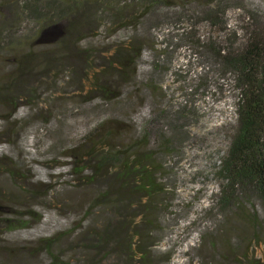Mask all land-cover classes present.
<instances>
[{
  "label": "rangeland",
  "instance_id": "rangeland-1",
  "mask_svg": "<svg viewBox=\"0 0 264 264\" xmlns=\"http://www.w3.org/2000/svg\"><path fill=\"white\" fill-rule=\"evenodd\" d=\"M26 2L0 0V264H49L52 255L75 264H264V199L240 189L218 203L225 181L216 170L239 91L233 73L218 79L185 41L165 48L166 34L189 25L240 47L256 24L264 31V0H49L36 20L22 12ZM217 6L226 25L207 27ZM197 84L211 86L190 94ZM110 128L116 151L142 155L151 169L148 198L122 187L113 168L92 178L90 168L60 166ZM118 228L122 241L92 246Z\"/></svg>",
  "mask_w": 264,
  "mask_h": 264
},
{
  "label": "trees",
  "instance_id": "trees-1",
  "mask_svg": "<svg viewBox=\"0 0 264 264\" xmlns=\"http://www.w3.org/2000/svg\"><path fill=\"white\" fill-rule=\"evenodd\" d=\"M30 1L29 5L28 0L26 5L23 4L26 8H22V12L26 11L32 14L35 20L41 18V11L44 8L49 10V0ZM144 1L148 5H156L160 0ZM64 9L62 7L58 8L57 12L63 13ZM224 15L225 10L222 6L209 9L206 13L205 25L211 28L216 24H220L224 27L226 25ZM177 21L179 22V19ZM191 21L193 22V20ZM260 26L256 24L255 28L250 30L249 36L243 40L245 42H242L240 47L236 46V48L232 46L233 43H229L224 48L208 38H201L195 31V25L182 27L180 33L176 35L166 34V49H172L169 46L173 43V40L176 41L177 45H181L185 41L189 45L188 48H191L192 53L197 52L193 51L194 48L202 49V53H205L215 65L218 79H223L227 76L226 74L233 73V83L239 90L235 101V121L228 134V145L224 156L216 170L219 180L225 181L224 184L221 182L222 185L219 188V204L227 205L230 199L234 198L235 192L240 189L252 192L260 200L264 199V31H261ZM140 54L141 52L138 51L137 57L131 61V65L135 63ZM123 60L124 58L115 59L120 68L126 65ZM206 80L207 74L202 84L207 85ZM202 84H197L196 88L190 90L189 93L194 95V92L199 91V89H208L211 86L210 84L206 87ZM182 112L183 110L178 113L181 114ZM150 121L153 122L152 120L147 121L142 128L144 133H148ZM94 132V129L90 130L84 138L80 139H89V135H93ZM115 132L116 130L113 128L108 129L99 138L104 137V141L99 143H97L99 139L92 141L89 152L83 155L82 159L74 162H63L60 166H69L66 170L67 173L78 175L83 174L90 168L91 174L89 177L92 178L99 177L106 168H113L117 172L118 181L122 184V187H130L134 192L141 193L142 197L148 198L156 187L151 169L141 163L143 162L141 161L142 155H133V159H131L129 158L130 155L116 151L115 144L111 142ZM72 155L66 154L64 157H72ZM85 160L93 161L94 165L91 167L84 165ZM131 177L135 179V184L130 181ZM122 187L119 186V192ZM117 200H122L121 193H119ZM101 201L104 204H109L110 207L114 205L113 201L111 202L106 198ZM119 215L122 217V214ZM121 219L123 217L120 218V221ZM116 230L113 236L103 230L98 235V240H95L98 244L92 246L98 247L111 240V238H117L118 242L122 241L121 231L119 228ZM129 237L131 236H128V239ZM126 239L127 237H124L123 240ZM131 246L128 245V248L131 249ZM142 247L137 245L136 249L142 252ZM49 264L75 263L62 260L58 255H52Z\"/></svg>",
  "mask_w": 264,
  "mask_h": 264
}]
</instances>
